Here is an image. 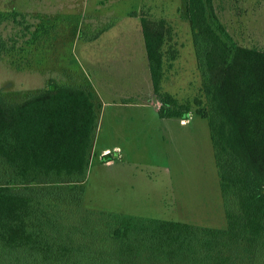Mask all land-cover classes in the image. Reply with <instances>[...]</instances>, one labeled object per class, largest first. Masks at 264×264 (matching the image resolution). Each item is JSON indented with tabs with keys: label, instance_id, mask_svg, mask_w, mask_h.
Instances as JSON below:
<instances>
[{
	"label": "trees",
	"instance_id": "trees-1",
	"mask_svg": "<svg viewBox=\"0 0 264 264\" xmlns=\"http://www.w3.org/2000/svg\"><path fill=\"white\" fill-rule=\"evenodd\" d=\"M185 9L202 97L183 103L163 90L167 22L143 15L142 33L160 118L195 111L208 122L224 226L87 205L103 103L74 70L79 83L0 89V264H264V50L233 42L212 0ZM7 19L0 9V26ZM50 30L41 24L24 43L0 30V59L31 69L29 48Z\"/></svg>",
	"mask_w": 264,
	"mask_h": 264
},
{
	"label": "rangeland",
	"instance_id": "rangeland-1",
	"mask_svg": "<svg viewBox=\"0 0 264 264\" xmlns=\"http://www.w3.org/2000/svg\"><path fill=\"white\" fill-rule=\"evenodd\" d=\"M212 7L233 42L264 50V0H212ZM0 9L8 18L0 30L22 43L41 24L51 27L29 48L31 69L0 59V89L22 94L50 80L79 83L76 70L103 103L88 206L224 226L208 122L195 111L186 120L160 118L142 33L143 15L167 22L163 90L183 103L202 97L185 0H0Z\"/></svg>",
	"mask_w": 264,
	"mask_h": 264
},
{
	"label": "crops",
	"instance_id": "crops-1",
	"mask_svg": "<svg viewBox=\"0 0 264 264\" xmlns=\"http://www.w3.org/2000/svg\"><path fill=\"white\" fill-rule=\"evenodd\" d=\"M158 110V109H157Z\"/></svg>",
	"mask_w": 264,
	"mask_h": 264
}]
</instances>
